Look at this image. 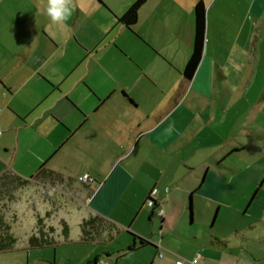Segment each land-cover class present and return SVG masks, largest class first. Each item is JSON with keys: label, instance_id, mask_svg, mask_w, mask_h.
<instances>
[{"label": "crops", "instance_id": "crops-1", "mask_svg": "<svg viewBox=\"0 0 264 264\" xmlns=\"http://www.w3.org/2000/svg\"><path fill=\"white\" fill-rule=\"evenodd\" d=\"M135 1L73 0L71 17L54 24L46 0H0V176L31 179L43 166L81 181L88 214L135 231L125 251L73 264L193 259L195 244L182 251L185 219L222 218L246 237L244 217L264 199V0H147L128 28L118 18ZM199 1L204 52L186 78ZM154 188L163 217L146 205ZM147 220L151 230L136 226ZM76 241L103 249L106 240ZM239 250L227 264H256L264 251Z\"/></svg>", "mask_w": 264, "mask_h": 264}, {"label": "rangeland", "instance_id": "rangeland-1", "mask_svg": "<svg viewBox=\"0 0 264 264\" xmlns=\"http://www.w3.org/2000/svg\"><path fill=\"white\" fill-rule=\"evenodd\" d=\"M252 142L255 146H259L257 141L252 140ZM256 148L254 150L249 149L248 154H246L248 158H246L245 164L252 161L253 156L256 155ZM48 180L49 182L44 183L42 180L32 179L28 185L15 191L13 200H10L7 194H0V217L11 225L17 238V243L13 249L0 253V264H73V261L76 262L82 260L84 256L94 254L91 253L92 251L98 253H104V250L109 252L125 251L130 241L131 246H133L134 237H136L135 231L132 228L127 229V226L114 233V240L104 241L105 247L103 249L92 244L77 242L76 240L82 237L81 223L83 219L87 218L88 215H92L88 214L84 205L85 200L81 196L83 187L81 184L67 178L50 177ZM251 197L252 195L249 196V198ZM263 203L264 199H257L249 207L250 214L249 216L248 214L245 215L243 220V223H251L246 237H236L235 234L227 232L228 229L223 226L222 218L217 223L214 216L207 223L204 220H199V217L192 223H190L189 218L185 219L182 224V229L185 231L181 232L183 233L182 237L185 239L184 245L187 246H184L182 251L188 252L191 249L190 243H193L200 254L207 258L205 263L203 258L200 259L199 264H227L228 261L232 262L234 260L230 255L240 251L239 249L242 247L247 252H252L255 247L264 250ZM48 212L49 217L46 219V225L51 224L56 227L55 239L59 242L55 245L29 247L28 238L36 229L37 216L45 217ZM64 219L70 228L68 239L71 242L67 243L64 242L66 238L62 234L60 224ZM147 221L137 223L138 225L136 226L145 232L151 230L150 221ZM156 221L159 223V218ZM98 223L100 227L107 229L102 232L100 237L109 236L111 232L109 224L105 220H98ZM136 226L134 228H137ZM156 230L157 234L158 228ZM101 239L103 240V238ZM144 249L149 248L145 247L124 255L122 260L125 259L126 262H132L136 255ZM176 253L178 254V259L191 260L192 258L187 257L183 252ZM221 254L229 256L219 257ZM254 261L256 264H264V251L261 255L257 254ZM240 264L246 263L241 261ZM248 264L252 263L249 262Z\"/></svg>", "mask_w": 264, "mask_h": 264}, {"label": "trees", "instance_id": "trees-1", "mask_svg": "<svg viewBox=\"0 0 264 264\" xmlns=\"http://www.w3.org/2000/svg\"><path fill=\"white\" fill-rule=\"evenodd\" d=\"M147 0H136L128 10L118 18V20L127 26L128 28H132L137 20L138 13L142 5ZM195 20H196V34H195V45L192 55L184 69V76L186 78H191L198 65L202 59V55L204 52V44H205V35H206V7L203 2L199 1L195 5ZM50 177H58L65 178L60 173H56L53 170H50L45 167H40V169L36 172V174L31 178H24L14 172H6L0 176V194H7L10 200L14 199L15 191L19 188H22L28 185L32 179L42 180L44 183L49 182ZM73 182L79 183L84 186L85 183H81V181L77 182L73 179L68 178ZM49 217V212L42 217L41 215L37 216L36 229L28 238L29 247H43L46 245H55L59 241L55 239L56 227L48 224L46 225V219ZM98 220L107 222L110 226L111 232L109 236H102V232L107 229L104 227H100ZM62 234L65 236L66 240L68 239L70 228L67 221L64 219L60 222ZM121 230V228L115 223L106 220L98 215H91L87 218H84L81 223V236L84 240H94L95 238H103L104 240H111L115 238L113 235ZM16 233L12 230L11 225L6 223L2 217H0V253L11 250L15 247L17 243ZM149 243L147 240L140 238V244L143 246ZM135 248L129 247L128 251H134Z\"/></svg>", "mask_w": 264, "mask_h": 264}, {"label": "clouds", "instance_id": "clouds-1", "mask_svg": "<svg viewBox=\"0 0 264 264\" xmlns=\"http://www.w3.org/2000/svg\"><path fill=\"white\" fill-rule=\"evenodd\" d=\"M73 10V0H46L43 11L52 23L62 24L71 17ZM172 130L170 126L166 131L170 133Z\"/></svg>", "mask_w": 264, "mask_h": 264}, {"label": "built area", "instance_id": "built-area-1", "mask_svg": "<svg viewBox=\"0 0 264 264\" xmlns=\"http://www.w3.org/2000/svg\"><path fill=\"white\" fill-rule=\"evenodd\" d=\"M2 128L0 126V135L2 134ZM84 181L86 182H93L94 181V178L90 177L89 175H84L83 177ZM157 193H158V189L157 188H154L152 189V191L150 192V195L146 201V205L150 206V207H157V214L160 216V217H163L164 215V210L163 208L159 207V203H158V200H157ZM202 258V255L200 253H197L196 256L191 259V260H185V259H178L176 261V264H199V261L200 259Z\"/></svg>", "mask_w": 264, "mask_h": 264}]
</instances>
